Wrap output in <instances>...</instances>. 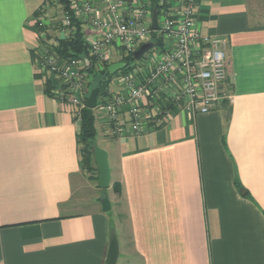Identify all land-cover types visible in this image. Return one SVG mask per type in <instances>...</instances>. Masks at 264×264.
<instances>
[{
  "label": "crops",
  "instance_id": "crops-1",
  "mask_svg": "<svg viewBox=\"0 0 264 264\" xmlns=\"http://www.w3.org/2000/svg\"><path fill=\"white\" fill-rule=\"evenodd\" d=\"M52 8L0 0V264H105L111 232L116 264H264V0H199L227 57L226 99L208 113L119 137L96 119L102 190L95 162L81 165L75 108L37 60L54 35L34 23L49 27ZM94 189L112 192L109 211Z\"/></svg>",
  "mask_w": 264,
  "mask_h": 264
},
{
  "label": "built area",
  "instance_id": "built-area-1",
  "mask_svg": "<svg viewBox=\"0 0 264 264\" xmlns=\"http://www.w3.org/2000/svg\"><path fill=\"white\" fill-rule=\"evenodd\" d=\"M59 1L52 0L56 8H62ZM65 2L68 14L62 11L61 35L69 33L70 16L79 20L85 29L89 56L98 64L135 52L151 42V33L161 43L154 51L153 43L148 51L152 55L141 61L142 56L141 62L136 60L130 70L114 78L108 95L96 103L95 110L108 124L111 135L140 134L161 127L176 111L205 114L226 99L220 92L227 73L224 41L201 31L196 17L199 0ZM153 10L156 30L151 29ZM44 25L38 23L39 27ZM37 60L41 70L55 80L53 92L75 108L79 122L88 80L86 61L59 62L43 48Z\"/></svg>",
  "mask_w": 264,
  "mask_h": 264
},
{
  "label": "trees",
  "instance_id": "trees-1",
  "mask_svg": "<svg viewBox=\"0 0 264 264\" xmlns=\"http://www.w3.org/2000/svg\"><path fill=\"white\" fill-rule=\"evenodd\" d=\"M60 6L62 7L63 12L68 14V8L65 0L59 1ZM46 10H39L36 15L39 18L44 15ZM40 19L36 21L35 31L41 33L48 26H38ZM60 23L57 24V34L52 36L51 34L46 35L47 39L42 41V48L47 50L49 53L54 54L59 62H66L70 59H83L87 64V86L86 91L83 96L84 107L80 110V131L77 136V142L79 144L81 165L84 170L87 172H96L93 161V145L95 143L96 137V116L94 115V109H89L85 106V101L90 93V91L98 87L97 103L102 101L108 95V88L112 83L113 79L118 75L126 73L130 70L131 66L136 63V60L133 58V52L128 55L122 56L119 59V63L123 64V68L114 74H110L108 71L109 66L112 64L111 61L108 63L98 64L94 58H91L88 53V46L86 43L85 29L82 23L77 20L75 17L70 16V26L68 28L69 33L61 35L60 32ZM52 31V30H51ZM49 39H53V42H48ZM150 41L154 43V48H157L161 45L155 33H151ZM141 62V61H138ZM91 79V80H90ZM51 85V86H50ZM52 83L49 80L48 87L46 88L47 93L51 94ZM97 176L95 177V179ZM114 191L116 194L120 193L118 185L114 186Z\"/></svg>",
  "mask_w": 264,
  "mask_h": 264
},
{
  "label": "water",
  "instance_id": "water-1",
  "mask_svg": "<svg viewBox=\"0 0 264 264\" xmlns=\"http://www.w3.org/2000/svg\"><path fill=\"white\" fill-rule=\"evenodd\" d=\"M157 20H156V11H152V25L151 29L156 30ZM153 47L152 42H147L142 44L135 52H133V58L139 60L146 52H148ZM123 68L122 63H113L109 66L108 71L110 74L121 70ZM99 88H93L86 101L85 106L89 109H95L97 103V95ZM93 159L97 168L98 177H97V187L102 190L106 189L109 186L111 175L110 168L107 160V153L100 149L96 143L93 145ZM97 202L100 203L101 209L103 212H107L110 209V204L107 198L97 199ZM119 256V244L115 232H111L110 241L107 251V261L105 264H116Z\"/></svg>",
  "mask_w": 264,
  "mask_h": 264
},
{
  "label": "rangeland",
  "instance_id": "rangeland-1",
  "mask_svg": "<svg viewBox=\"0 0 264 264\" xmlns=\"http://www.w3.org/2000/svg\"><path fill=\"white\" fill-rule=\"evenodd\" d=\"M61 10H62V8L59 7V8H52L48 11L49 19L51 21V29L53 31V33H52L53 35L57 34V28L56 27H57V24H58L60 18L62 17V11ZM152 50L154 51L155 48ZM150 55H152V53L150 54V52H147L146 54L143 55V57L141 58V61L146 60L148 58V56H150ZM138 61H140V60H138ZM111 63L112 64L113 63H119V59L118 58H112ZM94 115L96 116V119L98 120L99 114L95 109H94ZM95 142L98 144L97 137L95 138ZM94 193L96 194V196L98 195L97 197H95V199H99V198L104 196L109 200V202H110V200L112 201V192L110 190H104V192H103V191L94 189ZM111 213L114 216V209L111 211Z\"/></svg>",
  "mask_w": 264,
  "mask_h": 264
}]
</instances>
